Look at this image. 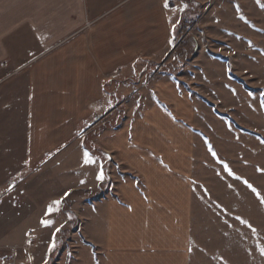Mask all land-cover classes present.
Segmentation results:
<instances>
[{
	"label": "rangeland",
	"instance_id": "374dc122",
	"mask_svg": "<svg viewBox=\"0 0 264 264\" xmlns=\"http://www.w3.org/2000/svg\"><path fill=\"white\" fill-rule=\"evenodd\" d=\"M168 1L176 22L169 48L138 50L136 60L106 77L105 94L118 93L121 104L105 113L104 104L93 110L70 148L75 152L82 142L102 173V163L108 160L106 177L114 181L109 191L116 192L118 154L100 149L101 140L138 116L132 107L139 94L133 91L147 101L158 80L174 78L196 109L191 120L193 152L184 163L187 171L177 173L185 174L183 181L192 192L178 194L177 200L175 194L171 197L178 205L175 220L186 223L172 230L178 256L188 245L187 253H180L187 264H264V0ZM17 65L0 64V264H100L82 243L83 237L90 241L88 208L77 211L82 216L77 228L70 212L73 205L82 207L93 199L98 188L68 192L61 199L81 180V171L69 172L80 163L77 151L60 166L58 156L37 164L35 171L26 163L29 68ZM84 146L95 149V155ZM176 181L180 189L182 182ZM55 200H61L59 211L48 213ZM56 218L70 223L60 228L42 224ZM56 229L59 232L53 233ZM53 234L55 247L50 251Z\"/></svg>",
	"mask_w": 264,
	"mask_h": 264
},
{
	"label": "crops",
	"instance_id": "0c3cea01",
	"mask_svg": "<svg viewBox=\"0 0 264 264\" xmlns=\"http://www.w3.org/2000/svg\"><path fill=\"white\" fill-rule=\"evenodd\" d=\"M169 2L0 0V64L14 62L20 70L29 68L26 163L35 171L37 164L45 165L58 156L60 166L77 151L79 167L76 164L67 171H81V180L65 190L61 199L68 192L98 188L93 199L84 201L82 207L73 205L70 212L78 221L73 226L80 227L82 216L77 211L88 208L90 241L83 237L82 243L95 259L99 257L100 264H187V257L180 253H187L188 245L178 256V240L172 236L177 225L186 223L175 220L178 205L171 197L175 194L177 200L178 194L192 192L183 181L185 174L177 173L187 171L184 163L190 162L193 152L191 120L196 109L178 81L158 80L150 91V105L142 93L133 91L139 94L132 107L138 116L101 140L100 149L118 154L119 185L113 194L109 189L114 181L106 176L98 179L99 162L92 158L93 163H85L82 142L75 152L70 148L93 110L104 104L105 113L121 104L118 93L105 94L106 77L136 60L138 50L155 53L169 48L176 25ZM52 222L50 226L56 228L70 223L58 218ZM184 241L180 238L181 245Z\"/></svg>",
	"mask_w": 264,
	"mask_h": 264
},
{
	"label": "snow or ice",
	"instance_id": "6c2138e0",
	"mask_svg": "<svg viewBox=\"0 0 264 264\" xmlns=\"http://www.w3.org/2000/svg\"><path fill=\"white\" fill-rule=\"evenodd\" d=\"M165 7H167V2L165 3ZM84 157H85V163H87V164H91V163H93L94 161L92 160V158L87 154V153H85L84 154ZM230 171V170H229ZM231 174V173H230ZM104 177H103V173L101 172L100 173V175L98 176V179H103ZM245 183H247V181H245ZM250 188L252 187L251 185H248ZM254 192L256 191V189L255 188H253L252 189ZM65 195H67V193L65 194ZM262 203H264V200H262L261 201ZM61 204V200H55V201H53L52 202V204H50L49 206H48V209H47V211H48V213H51V212H54V211H59V205ZM53 222L51 221V220H42V224H44L45 226H48V225H51ZM56 231L57 232H59V229H56ZM253 231H255V229H253ZM55 234H53V236H54ZM55 247V241H54V239H53V242H52V244L50 245V251H51V249L52 248H54ZM261 253L262 254H264V249H261Z\"/></svg>",
	"mask_w": 264,
	"mask_h": 264
},
{
	"label": "trees",
	"instance_id": "16d2710c",
	"mask_svg": "<svg viewBox=\"0 0 264 264\" xmlns=\"http://www.w3.org/2000/svg\"><path fill=\"white\" fill-rule=\"evenodd\" d=\"M229 76L232 78V79H234V80H237V81H240V79H238L234 74H232V72H230L229 73ZM241 82V81H240ZM247 89V88H246ZM249 92H252L253 90H248ZM84 148L88 151V153L90 154V155H93L95 152H96V150L94 149V150H92V149H90L88 146H84ZM108 160L107 161H103V163H102V169H103V173L105 174V176H107V173H106V166L108 165Z\"/></svg>",
	"mask_w": 264,
	"mask_h": 264
}]
</instances>
